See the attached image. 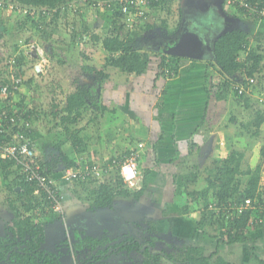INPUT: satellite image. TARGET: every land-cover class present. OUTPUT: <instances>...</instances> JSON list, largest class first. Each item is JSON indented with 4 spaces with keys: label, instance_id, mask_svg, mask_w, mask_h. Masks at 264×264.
<instances>
[{
    "label": "crops",
    "instance_id": "0c3cea01",
    "mask_svg": "<svg viewBox=\"0 0 264 264\" xmlns=\"http://www.w3.org/2000/svg\"><path fill=\"white\" fill-rule=\"evenodd\" d=\"M210 8L211 12L208 10ZM157 13H161L162 16H157ZM208 14L211 19L218 18L217 24L220 25L218 30L213 31L211 28L213 26L209 24ZM22 19L17 12L0 10V40L6 41L5 52L2 53L0 50V55L7 56L10 60L8 68H4L0 63V86L4 84L7 74L11 71V65L21 69L20 76L23 79L14 95L6 99L1 96L0 98L4 100L2 104L7 107L32 108L27 104L30 95L26 93L31 94L35 102V107L32 108L34 120L31 136L36 143V155L39 162L49 165L50 178L58 188L64 213L54 214L49 208H45L36 189L32 197L22 195L23 201L30 203L32 207L29 210L20 207L19 211L22 215L31 217V226L39 227L40 231L38 236L31 232L22 239L17 234L14 224L13 229H10L11 223L4 225L0 237H6L11 242L14 240L11 244L15 249L11 253L14 262L11 264H48L51 257L56 262L60 261V264H89L91 261L90 264H104L100 263L102 260H110L111 264H137L134 262L135 259H130L129 254L122 249L124 245L131 244V239L139 241L144 246L140 251L136 250L133 253L146 262L148 258L143 250L148 248L149 253H157L154 249H159L164 241L168 243L170 238H172L170 245L175 238L181 240L180 237H184V241L189 244L202 239L197 246L202 247L205 253V249L211 246V242L208 241L215 240L204 237L199 231L197 235L196 230L192 229V225L197 226L202 209L190 214L188 212V215L184 214L183 219L180 216L176 217L175 212L171 211V217L165 218L166 224L169 223L166 231L155 227L153 234H150L145 226L148 224L147 216L151 215L150 212L158 211L163 215L162 212L166 211L168 206L165 202L166 196L175 189L173 180L178 175L176 173L178 168L192 163L193 157L190 153L199 157L208 151L213 157L225 155L227 158L231 146L235 143L234 140L240 141L241 136L244 137V133L242 134L241 130L236 131L234 124L232 126L235 128H232L229 121V125L224 128L214 124L217 120L226 118L230 102L226 101L224 92L231 83L226 86L227 89L216 87L217 74L223 80L222 83L226 82L227 77L209 65L208 62L213 59L202 61L182 59L177 75L172 78L158 76L155 60L150 62L153 63L152 69L148 68L143 75H127L106 64L112 57L108 52L99 48L100 52L97 53L98 56L100 54L99 59L91 49L85 48L84 53L80 54L72 51L70 46L60 47L58 42L55 45L52 38L44 36L42 32H34L30 24L26 20L22 22ZM195 20L200 24L197 26L200 27L198 31L201 37L208 39L211 44L220 35L231 30L239 31L244 35V39L249 40L257 32L263 33L264 30L263 20L247 19L238 9L229 7L225 0H178L163 13L158 10L152 11L142 25L129 33L135 39L136 49L151 51L145 47L150 45L143 46L141 42L145 43L147 39L148 42L153 40L168 44L174 42L182 23L193 25L196 23ZM7 27H12L11 33L5 32ZM21 35L25 39L32 37L33 40L30 39L27 44L22 43V38L19 37ZM139 37L141 39L137 41ZM11 39H14V43H10ZM30 42L36 44V48L41 50L39 55H45L46 60L31 55L28 49ZM76 58L79 64L76 71L78 74L75 73L77 79L71 78L69 73L63 75L60 85L44 81V84H48L45 90L47 92L42 94H47L49 102L62 108L66 105L67 97L75 92L71 87L83 86L88 93L85 104L79 109H73L69 114L57 113V110L52 108L48 110L49 102H44L46 98L40 94L44 87H38L42 80H45L44 76H52L53 73L49 70L52 63L56 72L60 66L67 71L70 70L71 61H76ZM208 67L209 77L206 75ZM109 69L113 70L110 74L115 76V81L111 80ZM235 76L239 77L240 73ZM68 79L73 80L70 83ZM51 96L54 98L50 99ZM234 136L238 138L234 139ZM211 140L212 145L209 144ZM138 143L143 144L137 165L140 175L138 190L142 187V174H147L143 193L137 198L133 195L137 191L130 192V197L113 193L110 206L98 207L94 204L93 192L101 184H97L95 179L87 181L88 185L83 190L82 187L75 189L74 182L68 183L62 179V173L66 169L79 168L82 164H95L105 168L112 160L128 155ZM61 154L74 165L67 166ZM249 154L250 152L244 154L246 161ZM259 158H262L260 150H255L248 166L256 167L260 162ZM105 171L102 172L103 184L109 183L113 188L114 171L106 173ZM80 182L76 183L83 184L84 181ZM260 182H263L259 183V191H262L264 200V188L261 187L264 186V161L261 162ZM2 183L0 178V187ZM20 191V187L15 188V192ZM5 195L0 193L2 198L0 201ZM255 205L253 209L257 208L259 212H263V219L260 221L262 226L254 228L259 221V214H253L251 219L253 222L248 232L253 240L246 243L221 244V254L220 250L219 252L217 250L216 256L229 264H264V201ZM0 212H3L5 217L10 215L13 219L7 204L0 206ZM2 222L0 219V223ZM37 239L40 241L38 240L36 248L30 249L29 244L35 245ZM218 239L221 238L218 236ZM158 242L160 243L157 245ZM205 256L208 255L205 253ZM114 258L117 262L113 260Z\"/></svg>",
    "mask_w": 264,
    "mask_h": 264
},
{
    "label": "trees",
    "instance_id": "16d2710c",
    "mask_svg": "<svg viewBox=\"0 0 264 264\" xmlns=\"http://www.w3.org/2000/svg\"><path fill=\"white\" fill-rule=\"evenodd\" d=\"M95 0H0V10H7L8 6H12V12H17L22 19V22L26 20L30 24L34 32H42L44 36L52 38V42L57 43L62 40L59 38L60 34L57 30L58 20L61 17H74L78 15H83L84 13L89 12H99L96 9L90 8V4ZM98 1V0H97ZM114 6V4H113ZM242 13L241 9H238ZM108 15L109 24L104 25L103 28V37L99 35H93V43H99L100 49L104 52H108L112 57L107 60V65L116 68L119 72L127 74L140 76L143 75L148 68H150V62L152 58H155L156 73L158 76L172 78L175 77L179 70V63L182 60L181 58L170 57L162 52H155L150 54L151 51H139L135 48V39L130 35V31L126 30L123 25L119 22V15L114 14V16L109 15L106 11L103 12ZM46 16V17H45ZM104 29V27L108 26ZM163 26L165 24L163 23ZM85 32L89 31L87 26L83 27ZM76 31V30H75ZM79 33H73L72 39H76L79 36ZM27 39H25L26 41ZM50 40V41H51ZM54 40V41H53ZM47 41V40H46ZM174 42L169 43V46H172ZM63 45V44H61ZM69 47V44L66 45ZM246 51L244 35L237 30H231L220 35L212 44V54L214 56L213 60H210L208 63L211 67L218 70V73L227 77L225 83L221 84L223 86H228L229 83L233 84L237 82L240 78L242 79V73L247 77L255 78L256 74L260 72V63L261 55L256 52H251L246 59H240L242 52ZM11 71L15 72L16 76L21 74V69L16 68L14 65H11ZM209 67L206 71V75L209 77ZM240 76H235L239 74ZM101 74V73H99ZM10 80V81H9ZM11 79L4 80V82H9L7 84H1L2 86H11ZM23 82L20 83V85ZM0 86V87H2ZM236 95L235 93H233ZM88 97V93L84 88H77L74 93L69 95L66 99L65 107L58 108L59 106L53 105L51 108L57 113L69 114L73 109H79L85 104V98ZM239 101L248 103L250 97L238 96ZM14 110L9 107L5 108L7 117H21L24 120L30 122L29 130L33 131V114L32 110H27L23 106H15ZM55 112V113H56ZM54 113V114H55ZM264 120L263 114L258 115V119L255 121L254 126L258 129ZM11 126V123H1L0 127L6 132L0 133V138L2 140H10L11 136L18 130L16 126ZM256 134L257 131H256ZM63 160L66 162L67 166L74 165L72 162L68 161L67 157L61 154ZM264 149L260 150V156L263 157ZM190 156L195 157L196 154H191ZM121 158V157H120ZM118 158V159H120ZM200 160L204 157L203 155L199 156ZM242 155L235 151L229 154L225 159H214L210 162L209 166H205V170L208 173L207 185L198 197L202 200V212L200 219L198 221L197 229L203 233L204 237H210L216 241V250L213 254L209 256L204 255V249L202 247H187L185 249H179V252L182 254V257L179 259H171L173 263L180 262L181 264H229L222 260L221 257L216 256L219 245L221 244H234V243H246L253 240L249 237V221L253 217L254 213L258 215V223L254 225V228L262 226L260 221L263 219V212H259V209H246L243 213L237 215L236 211L232 208L234 203H237L235 200L249 199L255 207V203H263L262 200L263 194L262 191H259L260 188V173H261V164L258 163L256 167L250 168L247 166L244 170H241V161ZM199 160V161H200ZM44 175L50 178L49 165L40 162ZM183 166V165H182ZM187 168V172L184 174L177 175L174 178V186L177 192V195L180 196L183 191L187 192V188L197 182L199 176V166L198 163L194 162L189 165H184ZM14 162L8 160H0V178L2 180V186L0 187V193L6 194L4 197L5 204L8 205L9 210L13 214L14 226L16 232L20 238H24L25 235L30 234L31 232L35 235H39L40 228L31 226L29 216L22 215L19 211V208L22 207L24 210H29L32 206L30 203H25L23 201V196L32 197L34 189H36L34 183L29 185L24 182L23 179L16 174L17 171H14ZM139 169V168H138ZM190 169V170H189ZM113 174L115 177L112 179V185L101 184L96 187L93 192L94 195V204L98 207L110 206L114 195L130 197V189H127L123 184V178L121 177L118 169L114 170ZM147 174V173H146ZM145 175L142 174V187L134 195L135 198L139 197L143 193V188L145 187ZM245 176L247 179L244 182L241 177ZM12 179H11V178ZM11 179V180H10ZM244 182V184H243ZM82 183V182H80ZM20 187V192H15V188ZM114 190V191H113ZM40 194V193H39ZM41 195V194H40ZM190 196L194 195L193 192L189 193ZM29 197H27L29 200ZM42 197V202H44V197ZM32 199V198H31ZM30 199V200H31ZM212 200V203L209 204L208 201ZM256 201V202H255ZM29 204V205H27ZM44 204V203H43ZM219 210V211H217ZM264 210V206H263ZM186 212V209L185 211ZM22 216H24L22 218ZM260 218V219H259ZM209 229H214L215 232H223L224 237L218 239V235L208 234ZM39 239L35 240L34 244H29V248H36L39 243ZM130 240V239H129ZM131 244L124 245L122 247L126 253L134 251L137 249L140 251L144 246L139 243V241L132 239L130 240ZM11 241L8 239L4 244L0 242L1 255L8 257L7 262L13 263V255L7 254V251L10 249ZM126 244V243H125ZM6 245V247H5ZM12 248V247H11ZM146 254L148 261L144 264H158L160 255L158 253H149L148 248L143 250ZM179 253V254H180ZM216 256L214 262L211 259ZM48 264H57V262L50 258Z\"/></svg>",
    "mask_w": 264,
    "mask_h": 264
},
{
    "label": "rangeland",
    "instance_id": "374dc122",
    "mask_svg": "<svg viewBox=\"0 0 264 264\" xmlns=\"http://www.w3.org/2000/svg\"><path fill=\"white\" fill-rule=\"evenodd\" d=\"M205 6L207 8H209V6H207V5H205ZM211 9L212 8H210L208 10L211 12L212 11ZM160 14L161 13H157L156 15L159 16ZM161 16L162 15H160V17ZM109 18L110 17L108 15L104 14L103 12L99 13L97 11L89 12V13L87 12V13H84L83 15H78V16H74V17H67V16L61 17L58 20L57 30H58V33L60 34L59 38L62 41L58 42L59 43L58 46L62 47L61 44H63V48H64L67 44H69L70 49L72 51L75 50V51L79 52L80 54L84 53V49L85 48H86V50L87 49H91L94 54L95 53L97 54L98 52H100V50H99L100 44L96 43V42L93 43L92 36L93 35H99V36L103 37L104 34H103V28L102 27L104 25H106V24L110 25V23L108 21ZM156 18H158V17H156ZM189 18L191 20H193L191 17H189ZM193 18H195V16ZM207 18H208L210 26H213V27H211L213 29V31L215 29L218 30L219 27H220V25L217 24L218 18L216 17L215 20L211 19L209 14H208ZM154 20H155V18H154ZM14 21H16V20H14ZM100 21H101V23H100ZM109 25L104 27V29L108 28ZM154 25H158V24H154ZM84 26H87L89 28V31L85 32L83 30ZM5 32L11 33L12 32V27H7ZM74 32L80 34L79 36H77L76 39H72V35H73ZM262 32L263 33L257 32L256 35L253 36L250 40L248 38H245L246 51L244 53L242 52V54L240 56L241 57L240 59H246V57L251 52L254 51L256 53H259L261 55V57H262L261 58L260 67H259L260 68V72L255 75L256 76L255 77V81H256V83H255V91H254L253 96H246V97H250V98H246V99H248V103H246V105H245V102L239 101L240 98L233 94V93H235L232 90L233 84H231V86L229 88L227 87L228 88L227 89L226 87H224L221 84V82L223 80L219 76H217L218 74L215 76L216 77L215 78L216 87L219 88V89H222V90L224 88L227 89V90L225 89L226 91L224 92V94H225V99H227L226 101L230 102V107L227 108L226 118L220 119L219 120L220 122L217 120L216 122H214V124L217 125L219 128L220 127L224 128V127H226V125L228 126L229 122H230V125H231L232 128H235L234 125H236V128H237L236 131H240L241 130L242 134L244 133V137L241 136L242 139L240 141L239 140H234L235 138H238V136L237 137L234 136L233 140L235 141V143L231 146V151L228 153V154H230L233 151V149H234L235 151H237L238 153H240L242 155L243 158H242V161H241V170H244L249 165L248 163H249L250 159L252 158L253 152L255 150L264 149V138H263L264 137V120L262 121V124L259 126L258 129L254 126L255 121L258 119V115L259 114H263V116H264V30H262ZM9 33H6V34H9ZM25 36L27 37L28 35H25ZM19 37L22 38L21 39L22 43H26V44L30 41V39L33 40L31 35L29 36L31 38H26L27 39L26 42H25V37L23 35H21ZM140 39L141 38L139 37L137 39V41H139ZM9 40H7V41L9 42ZM5 43H6V41L0 40V50H2V53L5 52V49H4L5 48L4 47ZM10 43H14V39L13 40L11 39ZM161 43H162V45L160 44L161 46H167L168 45V43H166V42H162L161 41ZM152 45L154 46V44H152ZM145 47H149V46H145ZM140 48L142 49V46ZM155 52L156 51L152 50L150 54L152 55V53H155ZM97 56H98V54H97ZM99 56H100V54H99ZM99 56L97 58L100 59ZM44 57H45V55L43 56V59L46 60ZM10 58L12 59V56H10ZM77 60L78 59L76 58V61L75 60L71 61V63L69 64L70 70L66 71L65 68L60 66V68L57 69L58 73L54 70L55 66L52 63L50 65L49 70L53 74H52V76H49V77L44 76L45 80H42L41 85L38 87V88H41V86L44 87L41 90L40 94H42L44 92H47L45 90H46V87H47L48 84H46V83L44 84L43 83L44 81H47L48 83H55L57 85H60L63 75H67L69 73L71 74V78L77 79V75L76 74H78V72L76 73V71H78V69H79V64H78ZM154 60H155V58H152V61H154ZM9 61L10 60H9V58H7V56L4 57V56L0 55V63H2L4 68H8L9 67V64H8ZM152 64H150V68H149L150 70L152 69ZM15 67L17 68L18 66H15ZM112 71H113L112 69H109L108 72H109V75L112 76L111 80L115 81V78H114L115 76L110 74ZM13 73H15V72L9 71V73L7 74V78L6 79H9V77ZM57 74H59V75H57ZM244 76L245 75L242 73V77L243 78L242 79L240 78L241 80H239L238 82L242 81L244 79ZM91 77L94 78V75L92 76V74H91ZM50 78H51V80H49ZM71 80H73V79H70V80L68 79V81L70 83H71ZM7 83H9V82H7ZM7 83L4 82V84H7ZM79 87L82 88L83 86H79ZM77 88L78 87L73 86V87H71V90L76 91ZM62 92H64V91H62ZM49 93L50 92H48V95H50ZM26 94L30 95L28 97L27 104L31 105L32 108H34L35 107V102H34L33 98L31 97V94L30 93H26ZM43 96H44V98H46L44 100V102L45 101L47 102L48 101L47 100V94H45ZM52 97L54 98V96H51L50 99ZM1 98H3V97H1ZM3 99L0 100V113L4 112L5 108H7V106L2 104L3 101H4ZM55 99H56V102H57L58 101V97H56ZM37 105H39V104H37ZM52 105H55V103L49 102L48 107H50V108L48 110L51 109ZM227 107H228V103H227ZM9 108L14 110L13 107H9ZM32 108H29V107L27 108L26 107L27 110H29V109L33 110ZM232 124H234V125L232 126ZM256 131H257L258 134L254 135V134H256ZM212 142L213 141L211 140V143H209V144L212 145ZM35 144L36 143H34V145ZM246 152H250L249 157L247 158V161L245 160V157H244L245 156L244 154ZM203 157L204 158L202 160H200V158L197 155L192 158V163H194V162L196 163L197 162L198 166H199V168H198L199 169V176H198L197 182H195L194 184H191L187 188V190H185L187 192L183 191V193L180 196H176L177 192L175 191V189H174L175 186L173 185L174 191L170 192V195L166 196L165 202H166V205H168V206L166 207V211L162 212L163 215H161V213L158 212V211H155L154 213H152L153 212L152 211L151 215L147 216L148 224L145 227H147V229L150 232V234H153L152 231H154L155 227H159V229H161V231H166V228L169 227V223L166 224V219L165 218L171 217L170 216L171 215V211H174L176 213V214L174 213V215L176 217L180 216L181 219L184 218V214L188 215V212L190 214V212L193 213L194 211H197V209H198V211H201L203 202H202L201 198L198 197V195L200 194L202 189H204L206 187V185H207L208 173L205 170V166L206 167L209 166L210 162L212 160H214V159H218V160L221 159L222 160L223 158H225V155L224 156L220 155L218 157H216V156L213 157L212 153H210L208 151H205ZM259 159H260L259 163L261 164V162L264 161L263 157L259 158ZM187 165L190 166V163H187ZM14 171H17V169L15 168ZM184 172L185 173L187 172V168L185 166L179 167L178 168V172H176V173L178 175H180L182 173L184 174ZM16 174H18V171L16 172ZM114 177H115V175L113 174V178ZM241 179L245 182L246 181L245 179H247V177L242 176ZM244 182H243V184H244ZM173 183H174V180H173ZM260 183L263 184V182H260ZM87 185L88 184H86V183H83V184L75 183L76 187L75 186L74 187H75V189H77L78 187H82L81 189L83 190V189H85L87 187ZM261 187L264 188V186H261ZM135 191H139L138 188L137 189H133L130 192H135ZM192 192H193L194 195L190 196L189 193H192ZM0 199H2V198H0ZM3 202H4V199L0 201V206H2V207L4 206ZM208 203L211 204L212 200L210 199L208 201ZM185 209H186V212H184ZM157 212L159 213V216H157L158 215ZM160 222H162V223L160 224ZM192 229L196 230L197 235H198V231L201 233L200 230H197V226L195 227V226L192 225ZM221 232L222 231L215 232L214 229H209L207 233L208 234L218 235L222 239L224 237V235H223V232L222 233ZM180 238H182V239L179 240V239L175 238L172 245H170L171 241H172V238H170L168 240V243H166L163 240L164 241L162 243L163 245L162 246L160 245L159 249L158 248L154 249V251L157 252L161 256L159 258L158 264H173V260H171L172 258L175 260V259H179V257L180 258L182 257V254L179 252V249H185L187 247H197V244L199 243V241L202 240V239H200L199 241L197 240L198 242L195 241L194 244L193 243L189 244V243H186V241H184V239H183L184 237H180ZM208 242H211L210 243L211 246L207 247L205 249V253L209 256V254H213L215 252L217 246L215 245V243H216L215 241H211L210 240ZM159 243L160 242H158L157 245ZM84 247H86V245H84ZM220 247H221V245L218 247V252L220 250L219 253L221 254L222 253L221 252L222 248H220ZM96 250H98V249H96ZM136 250L137 249H135L134 251H136ZM205 253H204V255H205ZM127 254H129L130 259H133V260L135 259L134 262H136L137 264H140V263L143 264V263L146 262L145 259L143 261V259L141 257H137V254L135 252L133 253V251H130ZM215 257L216 256H214L211 259L212 262H214ZM126 260L129 261V259H126Z\"/></svg>",
    "mask_w": 264,
    "mask_h": 264
},
{
    "label": "built area",
    "instance_id": "2783aa9c",
    "mask_svg": "<svg viewBox=\"0 0 264 264\" xmlns=\"http://www.w3.org/2000/svg\"><path fill=\"white\" fill-rule=\"evenodd\" d=\"M86 1V0H80ZM178 0H95L89 5L90 8L100 12L106 11L111 16L119 15L120 23L128 31H133L143 24V21L150 16L152 11H165L168 7L175 4ZM229 7L241 9L243 16L251 20L264 21V0H225ZM114 4V6H113ZM9 11L12 6L7 7ZM28 48L35 49L41 54V50L36 48L34 42L29 43ZM11 86L0 87V96L8 97L17 91L21 82L20 77L15 75L11 77ZM241 80V79H239ZM233 83L232 90L237 96H253L255 91V78L244 76L240 82ZM11 123L16 126L17 131L11 136L10 140H2L0 138V160H8L14 162V168L17 169L18 175L24 182L29 185H35L37 193L44 197V207L49 208L51 213L62 214V201L55 182L44 175L38 157L36 148L29 130L30 122L21 117H7L6 112L0 113V124ZM6 132L0 127V133ZM143 144L138 143L136 148L131 150L128 155L120 159H114L110 165L105 168L95 164H82L79 168L66 169L62 173V179L65 182H86L95 179L97 182H103L102 172L117 170L123 178V183L128 188H136L138 186V158ZM237 203L232 208L239 215L246 209L253 210V202L249 199L235 200ZM218 211V210H217Z\"/></svg>",
    "mask_w": 264,
    "mask_h": 264
},
{
    "label": "water",
    "instance_id": "95a60500",
    "mask_svg": "<svg viewBox=\"0 0 264 264\" xmlns=\"http://www.w3.org/2000/svg\"><path fill=\"white\" fill-rule=\"evenodd\" d=\"M195 21L197 24L194 22L193 25H189L190 23L188 25L182 23V25L179 27V33L173 45L162 46V49H160L162 53L170 57H176L181 59H191V60H200V61L206 59H213L214 56L212 54V44L211 42L208 41V39L205 40V38L203 39V37H201V34L198 31V28H200L199 27L200 24L197 22V20ZM146 49L154 50V47H147ZM32 55L37 56L34 53ZM202 150L203 149H201V151ZM113 260L117 262L116 258H114ZM103 262L104 264L112 263V261L110 260L100 261V263ZM57 263L60 264V261H58ZM90 263H92V261L89 262V264Z\"/></svg>",
    "mask_w": 264,
    "mask_h": 264
},
{
    "label": "flooded vegetation",
    "instance_id": "af4514ba",
    "mask_svg": "<svg viewBox=\"0 0 264 264\" xmlns=\"http://www.w3.org/2000/svg\"><path fill=\"white\" fill-rule=\"evenodd\" d=\"M175 33H176V31H175ZM148 40L149 39H147V41H145V43H142L141 42V45H150V47H154V50L156 51V52H160L161 50L160 49H162V43H161V41H155V40H153V41H150V42H148ZM172 41V40H171ZM170 41V42H171ZM152 44H154V46L152 45ZM161 44V45H160ZM152 45V46H151ZM161 46V47H160ZM162 52V51H161ZM64 210V209H63ZM64 213V211L62 212V214ZM151 213V212H150ZM1 217H3V218H1ZM59 217H61V216H59ZM0 219H2L3 220V222L2 223H0V235H1V229H3V231H4V225L6 224V225H8V223L10 224H12V227L10 228V229H13L14 227H13V224H14V221H13V219L11 218V216L10 215H7L6 216V219H5V214L3 213V212H0ZM9 232V235H10V230H9V228H7V233ZM11 240H13V239H11ZM6 241H8V239H6V237H0V242H1V244L3 243H5ZM11 243H14V240L11 242ZM5 247H6V245H5ZM12 247V246H11ZM10 247V249L7 251V254H8V252H9V254H11L12 253V251H14L15 249H14V247H12L11 248ZM63 249V248H62ZM16 252H18V251H16ZM0 264H11V263H9V262H7V259H9L8 257H6V260H5V256H3V255H1V250H0Z\"/></svg>",
    "mask_w": 264,
    "mask_h": 264
},
{
    "label": "clouds",
    "instance_id": "9594fccd",
    "mask_svg": "<svg viewBox=\"0 0 264 264\" xmlns=\"http://www.w3.org/2000/svg\"><path fill=\"white\" fill-rule=\"evenodd\" d=\"M35 45H36V44H35ZM28 49H29V48H28ZM29 50H30V49H29ZM151 51H152V50H151ZM154 51H155V50H154ZM30 53H32V54L34 53V54H36V55L39 57V59L41 58L42 60H44V59H43V56H42V55L40 56V55L37 53V51H36L35 49H31V50H30ZM32 54H31V55H32ZM14 75H15V74H11V77L14 76ZM15 76H16V75H15ZM16 77H20L21 82H23V79H22V77H21L20 75H18V76H16ZM11 79H12V78H11ZM21 82H20V83H21ZM19 86H20V84H19ZM19 86H18V88H19ZM17 90H18V89H17ZM15 92H16V91H15ZM14 94H15V93H14ZM14 94H13V95H14ZM11 96H12V95H11ZM236 96H237V95H236ZM8 97H10V96H8ZM8 97H6V98H8ZM237 97H238V96H237ZM3 98H4V97H3ZM6 98H5V99H6ZM137 170H138V167H137ZM138 176H139V178H140V175H139V174H138ZM75 183H76V182H75ZM83 183H87V181H86V182H83ZM98 183H104V181H103V182H98ZM123 184H124V183H123ZM124 185H125V184H124ZM125 187H126L127 189H130L131 191H132L133 189H137V188H138V186H137L136 188H128L126 185H125ZM218 211H219V210H218ZM251 219H252V218H251ZM251 219H250L249 224H248L249 226H250V224H252V222H253V221H251ZM253 225H254V224H253ZM152 253H153V252H152ZM171 262H172V261H171ZM173 264H174V263H173ZM179 264H180V262H179Z\"/></svg>",
    "mask_w": 264,
    "mask_h": 264
}]
</instances>
